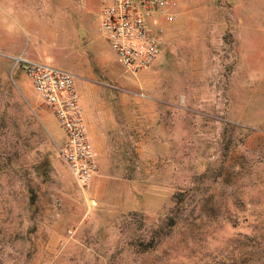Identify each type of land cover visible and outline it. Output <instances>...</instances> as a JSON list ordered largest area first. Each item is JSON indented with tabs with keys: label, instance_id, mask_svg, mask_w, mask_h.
Listing matches in <instances>:
<instances>
[{
	"label": "rangeland",
	"instance_id": "rangeland-1",
	"mask_svg": "<svg viewBox=\"0 0 264 264\" xmlns=\"http://www.w3.org/2000/svg\"><path fill=\"white\" fill-rule=\"evenodd\" d=\"M176 1L133 75L101 0H0V264H264V0ZM20 56L90 89L106 135L88 185Z\"/></svg>",
	"mask_w": 264,
	"mask_h": 264
},
{
	"label": "built area",
	"instance_id": "built-area-1",
	"mask_svg": "<svg viewBox=\"0 0 264 264\" xmlns=\"http://www.w3.org/2000/svg\"><path fill=\"white\" fill-rule=\"evenodd\" d=\"M102 29L118 62L137 75L150 69L165 45L162 18L174 20L176 0H101ZM32 81L42 104L54 115L64 137L58 155L80 185H88L98 171L84 108L74 73L20 56L15 59Z\"/></svg>",
	"mask_w": 264,
	"mask_h": 264
},
{
	"label": "crops",
	"instance_id": "crops-1",
	"mask_svg": "<svg viewBox=\"0 0 264 264\" xmlns=\"http://www.w3.org/2000/svg\"><path fill=\"white\" fill-rule=\"evenodd\" d=\"M93 49H92V51H93ZM88 54H90V52H88ZM96 55H99V53H97ZM96 59H97L96 64H98L97 68L100 72V75H102L103 78H106L108 80H112L113 78L116 77L115 70L112 69L111 61L108 58L104 57L103 55H99L96 57ZM85 69L93 77L96 76V75H94V73H93L94 71L92 70V68L86 66ZM77 87H78V91L80 94V98L81 97L85 98L84 102L83 101H81V102H82V106L84 108L87 130H88L90 140H91V138L93 140V142L92 141L91 142L94 146V150H95L97 159L100 160L102 151L100 150V145L98 146V144L103 139V137L101 135L102 134L106 135V133H103V131L100 129L98 130L99 126L96 122L98 109H96L95 106L91 102L89 103V97L92 94L90 89L86 88L85 85L82 83H79L77 85ZM100 131H101V134H100ZM56 133L58 134V136L62 140L64 137L63 130H62V133H60L59 131L58 132L56 131Z\"/></svg>",
	"mask_w": 264,
	"mask_h": 264
},
{
	"label": "trees",
	"instance_id": "trees-1",
	"mask_svg": "<svg viewBox=\"0 0 264 264\" xmlns=\"http://www.w3.org/2000/svg\"><path fill=\"white\" fill-rule=\"evenodd\" d=\"M34 203H35V197L32 196V204H34Z\"/></svg>",
	"mask_w": 264,
	"mask_h": 264
}]
</instances>
